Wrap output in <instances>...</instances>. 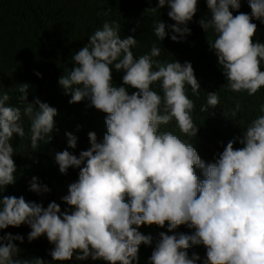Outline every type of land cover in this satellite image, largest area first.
Returning <instances> with one entry per match:
<instances>
[{
    "label": "clouds",
    "instance_id": "9594fccd",
    "mask_svg": "<svg viewBox=\"0 0 264 264\" xmlns=\"http://www.w3.org/2000/svg\"><path fill=\"white\" fill-rule=\"evenodd\" d=\"M247 2L251 15H233L230 8L238 10L241 0H206L210 18H202L199 24L205 32L215 33L209 47L215 51L227 88L252 96L264 86V43L254 42L257 24L252 22L255 18L264 23V0ZM166 4L175 22L170 26L175 33L171 40L178 42V36L191 33L186 25L196 15L198 0H158V8ZM154 34L160 41L165 39L164 22L154 23ZM136 44L133 36L121 38L118 22L105 21L89 36V43L73 54L74 66L58 80L65 94L71 95L69 103L87 98L106 114L102 142L89 132L91 147L79 157L68 150L55 155L61 173L73 166L80 169L78 181L62 197L74 210L62 212L54 201L45 208L23 196H2L0 230L29 225L28 241L46 235L54 245L52 260L61 264L74 256L77 261L91 257L107 264H133L139 246L152 242L151 235L142 234L139 227L163 228L167 222L169 232L181 225L195 232L159 233L151 264H196L200 257L189 258L187 252L193 245L206 248L205 264H264V115L247 126L240 140L243 147L234 148L235 141H229L215 162L205 163L190 143L160 131L161 125L174 120L182 133L190 137L198 133L192 119L195 104L186 92V85L194 95L200 91L192 64L154 60L161 52L155 44L150 54L136 58L131 50ZM111 66L123 70V85L137 91L129 94L126 87L114 86ZM157 83L163 95L153 89ZM28 89L27 83L18 85L19 99L25 102L23 115L31 121V147L36 150L38 142L51 139L57 109L38 98L28 102ZM9 99L0 92V188L15 182L11 141L14 135L25 136L21 109L7 106ZM218 104L217 92H209L207 105L200 110ZM260 112L264 113V104ZM66 136L68 148L75 149L77 137L71 132ZM30 191L50 190L41 189L33 177ZM14 241L23 243L24 237L0 235V264H44L38 257L13 259L20 252Z\"/></svg>",
    "mask_w": 264,
    "mask_h": 264
},
{
    "label": "trees",
    "instance_id": "16d2710c",
    "mask_svg": "<svg viewBox=\"0 0 264 264\" xmlns=\"http://www.w3.org/2000/svg\"><path fill=\"white\" fill-rule=\"evenodd\" d=\"M150 8H158V0H151V3L149 0H0V92L9 95L7 106L21 109V123L25 130L24 137L14 135L11 141L15 150L12 158L16 164V179L13 184L0 188V198L23 196L27 202H35L46 208L55 200L56 190L66 189L68 194L69 185L79 178L80 169L75 166L70 167L66 174L59 171L55 161L56 153L68 150L79 157L82 151L91 147L89 132L96 133L97 142L103 141L107 131L106 114L91 106L87 98L80 103H69L71 95L65 94L58 80L74 66L73 54L89 43V36L102 28L105 21L119 23L121 38L133 36L137 40V44L131 49L136 58L150 54L155 44L161 52L154 60L163 64L174 61L192 64L200 91L198 95H194L190 86L186 85V92L195 104L192 119L199 129L198 133L195 137L182 133L174 120L161 125V132H171L185 143H190L205 163L215 162L229 141H235L234 148L243 147L240 140L247 126L259 115H264L260 112V106L264 104V86L252 96L247 92L236 93L227 88L215 51L209 47L208 41L215 39V33L211 29L205 32L199 24L202 18H210L206 0H198L196 15L186 25L191 33L182 38L178 36V42L171 40L175 33L170 26L175 22L168 16L169 6L166 4L155 12L145 11ZM230 11L233 15L240 12L251 15L247 0H241L238 10L230 8ZM105 12L108 14L104 15ZM159 20L166 25L167 35L163 41L154 34V23ZM252 22L257 24L254 42L264 43V23L255 18ZM132 29H136L135 32ZM111 67L114 86L126 87L129 94L137 91L123 85V70L117 71L114 66ZM261 70L264 71V61H261ZM25 83L29 85L28 102L38 98L57 109L51 139L47 143L38 142L36 150L31 147V121L23 115L25 102L19 99L21 93L18 85ZM152 87L163 95L158 83ZM209 92H217L219 104L201 112V107L207 105ZM237 104L240 105L239 110L236 109ZM68 132L77 137L75 149L68 148ZM196 174L201 180L204 179L201 169L197 168ZM33 177L37 178L41 189L47 186L50 191H30ZM48 193L51 198L42 203V197ZM138 230L144 235H151L152 242L150 245L139 246L138 259L133 264H151L152 252L160 240L159 233L191 235L195 232L194 228L187 225L169 232L167 222L163 228L143 225ZM30 231L27 224L0 230V235L11 233L24 237L23 243L14 241L20 252L13 259L34 260L38 257L44 260V264H61L52 260L50 252L54 245L46 235L29 242L27 236ZM187 252L189 258L193 254L200 257L196 264H205L206 248L203 245H193ZM86 261L87 259L77 261L74 256L63 264H87ZM92 264L107 262L95 260Z\"/></svg>",
    "mask_w": 264,
    "mask_h": 264
},
{
    "label": "rangeland",
    "instance_id": "374dc122",
    "mask_svg": "<svg viewBox=\"0 0 264 264\" xmlns=\"http://www.w3.org/2000/svg\"><path fill=\"white\" fill-rule=\"evenodd\" d=\"M65 195H67V190L66 189H58L56 190L55 192V200L54 202H56L57 204L60 205L61 207V211L64 212V211H68V212H71L73 211L74 209H72L70 206H68L63 200H62V197H64ZM51 198V194L48 193V194H45L42 199H41V202L42 203H45L47 202L49 199ZM139 231V230H138ZM87 264H92L94 263V260L91 259V257H89L86 261Z\"/></svg>",
    "mask_w": 264,
    "mask_h": 264
}]
</instances>
